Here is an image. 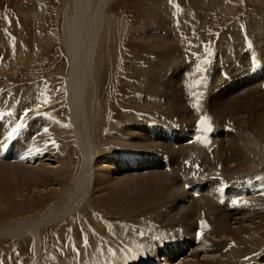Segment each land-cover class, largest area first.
Segmentation results:
<instances>
[{
	"label": "bare ground",
	"instance_id": "6f19581e",
	"mask_svg": "<svg viewBox=\"0 0 264 264\" xmlns=\"http://www.w3.org/2000/svg\"><path fill=\"white\" fill-rule=\"evenodd\" d=\"M95 1L76 0L73 16L71 18L67 17L64 27L65 43L68 44V53L71 60L70 82L68 84V106L71 110L69 123L76 128V136L83 156L80 173L74 182L76 190H68L59 200L51 204V207L45 210L38 219L25 224L21 222L19 229H15L16 225H9L0 229L1 237L29 236L35 238L34 254H37L41 247V226L46 225V223H58L63 218L65 220L71 217L74 214L72 211L76 208L77 194L85 189V184L92 183L90 169L100 144L95 138L97 123L94 113L91 116L93 117L91 126H88L86 122L85 111L90 91H88V94V89H85L91 77H97L98 82L104 81L106 68L111 67V62L114 60L113 53H115L114 49L116 47L114 40L116 41L117 34L121 32V28L115 30L110 19L106 17L104 11L105 0H97V13L92 9ZM156 7L147 14L148 19L152 20L154 12L156 13L159 10L160 5H156ZM142 8L150 9L148 5ZM155 31L160 33L157 26H155ZM2 36L4 35L0 37V45L8 47L11 37L5 36V38H2ZM156 45L158 44L156 43ZM239 45H241V42L234 39L233 43L228 45L224 52L227 63H230L232 67V74L236 72L239 75L233 81L238 79L239 84L234 87L233 81L229 82L227 84L228 89L221 91V95L224 97L223 101L221 100L213 106L210 104L212 102L206 101L205 104H207L208 109L188 107L186 104L181 103V98L179 99L178 94L174 93L175 89L165 88L167 87L168 72L177 63L173 59L172 52L167 53L165 50L159 49L152 55L153 58L146 63L147 70L144 73L147 76V81L141 86L143 104H148L151 108L147 111H137L130 108V113L126 114L127 123L129 124L123 125L117 135L110 137L112 142L118 141L121 143L126 141L128 143L126 148L129 149L128 151L119 152L120 155H129V158L122 159L121 156L120 159L116 155L111 156V158L108 156L107 161L110 162V167L113 164L116 169L131 168V170H125L129 173L123 174V177L117 178V180L110 178L111 175L109 176L108 170L103 169L102 172L97 170L101 172L97 176H101L100 187L111 184L117 202H119V198L124 200L121 208H125L127 219L126 216L124 218L126 223L124 226L115 228L114 235L119 237L115 238L113 243L112 241L106 242L104 239H98V242L95 241L87 249L82 247L83 249L80 250L79 254L68 255L67 262L63 259V261L60 260L61 262L58 261L57 263L113 264L114 262L115 264H121L127 260H136L138 254L143 255V253H149V258H153L157 263L160 254L164 252L163 249H169L170 246L175 245L182 250L181 254H186V251L187 253L192 252L195 256L197 253L210 249L214 250L215 253H219L217 257L208 259L202 264H247L264 260V251L259 252L262 247H255L247 241V238L253 233H260L264 230V190H258L251 195H243L244 191L239 190L238 196L226 198V200L219 197L215 187L200 197L192 193L194 190H199L208 180L214 182V184L219 179L228 181L231 187L235 185L236 193H238L239 186H248L251 183L264 185V168L253 169L252 164L255 160L248 159L249 153L245 151L247 148L252 151H256V147L264 148V84L262 85L264 71L256 74L260 78L256 76L252 84L248 81L251 78H247V76L252 77L253 74H249L247 69V72L237 71V68L241 67L242 58L245 57L244 52L239 49ZM20 47L17 52L19 55L22 52ZM255 51L262 56L261 63L264 62V53L262 54L264 42H261L260 46H256ZM246 67H249V62H246ZM177 68L179 67L177 66ZM244 73L248 75L242 78ZM256 78L258 80H255ZM216 79L223 86V78L218 76ZM199 84H202L200 80H198V87ZM177 89L179 90V87ZM12 93L8 95L3 90L0 91V110L12 113L5 119V123H12L15 119L18 123L22 121L29 122L26 130L12 144L13 148L15 150L27 148H33L32 150H34L36 148L39 150L37 152L40 155L42 152L49 150L57 159L60 158L57 146L51 145L53 142L51 139L54 137L52 130L56 124L54 125L44 117L42 118L41 112H32V108L39 107L34 96L28 99V94H24L21 90ZM14 93L17 96L21 95V97L15 99ZM28 111L33 115L26 119L25 114ZM159 120L167 124L164 127L168 132H174L172 135L166 134L167 139L152 135V133L155 134L152 128L162 125ZM202 120L204 123H201ZM141 122H145L142 128L140 127ZM191 123L199 124V127L203 126L207 132H212L206 138L196 132L195 129L198 126ZM2 132L3 130L0 131V137L4 138L1 135ZM156 133L162 135V132L156 131ZM47 134H50V136ZM143 134L145 135L143 136ZM55 135L58 138L57 134ZM196 135L197 138L193 139ZM150 138L152 140H149ZM187 139L192 140V142L186 144ZM47 144L51 145V148L54 146V149H51ZM45 148L47 149L45 150ZM119 148H123V146ZM119 148H116V150L118 151ZM29 155L28 159L16 160V162L0 161V190L2 191L5 188L3 193L6 194L4 196L0 191V199L5 197L7 199L11 196L7 192L8 187L3 188V185L8 183L11 188L10 191H16V189L14 190L16 185H11L9 180L8 174L10 172L13 176H11V180L17 181V187H20L18 186L19 182H23L27 185L25 186L27 189L34 184L37 186L44 185L47 188L52 181L59 182L61 179H65L64 183H68L69 173L63 170L65 165L61 163L57 168L53 166L50 169L54 170L53 173L55 174L52 179L48 175L49 172L38 174V171H40L39 165L35 168L23 165L28 160H33ZM163 155L170 156V167H164L166 169V171L163 170L164 172L152 173L153 170L151 169H155L157 165L164 166L159 164L160 161H157L158 158L161 160ZM63 158L66 162L69 160L66 154L63 155ZM239 167L251 170L248 173H243L241 170L236 172L235 170ZM100 169L102 168L100 167ZM64 174H66V178L63 177ZM6 175H8V178ZM28 180L33 185L29 184ZM95 185L99 187L96 183ZM186 185L191 187L187 192L183 191L184 189L181 187H186ZM109 188L111 187L102 188V191ZM61 193H64V191L59 190V195ZM81 194L87 197L89 192L81 191ZM126 201L127 203L124 205ZM124 211L123 213H125ZM199 222H202L203 225L199 226ZM14 232L16 235H14ZM197 233L202 237L199 243L195 244V234ZM181 254L176 253L177 256ZM253 254H256V256L246 259V257ZM176 259L175 253L172 252L171 256L164 260ZM57 263L50 262V264ZM180 264H184V262H180Z\"/></svg>",
	"mask_w": 264,
	"mask_h": 264
},
{
	"label": "rangeland",
	"instance_id": "374dc122",
	"mask_svg": "<svg viewBox=\"0 0 264 264\" xmlns=\"http://www.w3.org/2000/svg\"><path fill=\"white\" fill-rule=\"evenodd\" d=\"M75 3L76 0H0V37L1 35H4L2 38L8 37L7 35L10 33L15 39H10L8 47L0 45V55L3 56V58L0 57V64L2 65H0V91L3 90L5 94L9 95L12 92L21 90L24 94H28V99L34 96L39 107L32 108V112H41L42 118L44 117L52 124H56L52 130L54 139H51L54 143H50L57 146L60 158L57 159L49 150L42 152L40 155L37 152L39 150L34 148V150L36 149L35 152L32 150L33 148H30L32 151L29 149L31 151H29V156L34 161L30 159L23 165L34 168L39 165L40 171H38V174L49 172L48 175L52 179L55 174L53 173L54 170L50 169L53 166L57 168L61 163L65 165L63 170L69 173L68 183H64L65 179H61L59 182L52 181L51 185L46 188L44 185H33L28 180L29 184L31 183L33 186H29L30 188L27 189L25 187L27 185L23 182H19L18 186L20 187H17V181L11 180L13 176L10 172L8 174L9 180L11 185H16V188H14L16 191H10L11 188L8 183V186H2L3 188L8 187L7 192L11 196L7 199L6 197L0 199V229L9 225H16L15 229H19L21 222L25 224L38 219L45 210L51 207V204L59 200L68 190H76L74 182L80 173L83 156L81 155L79 140H77L76 128L69 123L71 110L68 106V84L70 82L71 60L68 53V44L65 43L64 28L67 17L71 18L73 16ZM146 4L150 9L142 8L147 6ZM156 5H160V8L156 13L154 12V16L150 20L147 14L152 9L157 8ZM104 7L106 17L110 19L115 30L121 28V32L117 34L116 41L114 40L117 49L114 46L115 51L113 47L114 60L111 62V67L106 68L104 81L98 82L97 77H91L85 89H88L87 92L90 91V94L88 92L89 96L85 111L86 122L88 126H91V120L93 119L91 116L94 113L97 123L95 138L100 144L90 169L92 183L85 184V189L81 190L82 192L88 191L89 195L84 197L81 191L77 194L76 208L72 211L74 214L71 217L65 220L63 218L62 221H59L60 223H46V225L41 226L40 237L42 240L40 242L42 246L37 253L39 264L57 263L58 261L61 262L60 260L63 261V259L67 262L68 255L79 254L83 248L87 249L88 247L85 246L90 245L88 241L94 240L92 242L94 244L95 241L98 242V239L103 240V234L109 235V238L114 236L111 238L112 243L115 238L119 237L114 235L115 228L124 226L126 223L124 217L126 216L127 219L125 208H121L124 200L119 198V202H117L111 184L100 187L101 176H97L104 169L108 170L109 176H112L110 178L117 180V178L123 177V174L129 173L128 170H131V168L116 169L113 164L110 167V162L107 161L108 156L111 158V156L116 155L121 159L122 155L119 152L129 150L126 148L128 145L126 141L121 143L118 141L112 142L110 137L117 135L123 125L129 124L127 123L126 114L130 113V108L137 111H147L151 108L150 105L143 104L141 86L147 81V76L144 74L147 70L146 63L153 58L152 55L156 51L163 49L167 53L172 52L173 59L176 60L178 65L176 63L173 66L174 68L172 67L169 70L166 79L167 87L165 88L175 89L174 93L178 94L179 99L181 98V103L193 109L198 107L207 108L206 101L212 102L210 103L211 106L217 105L221 100L223 101L224 97L221 95V91L228 89L227 84L230 81L222 76V69L231 75L232 81L239 77L236 72L232 74V67L230 63H227L224 55L228 45L232 44L234 39L241 42L238 47L245 55L241 60V67L237 68V71L247 72V69L248 73L251 74L250 68L246 67V62H249L248 49L245 47L243 35L239 32L241 28H244L243 26L247 25V32L254 48L252 51L255 53V57L259 60L262 59L255 48L258 45L260 46L261 42H264V0H105ZM92 9L96 13L98 12L97 0ZM7 17L11 20H8ZM155 26L158 27L160 33L155 31ZM4 29L8 33L3 31ZM19 47L22 51L20 55L17 53ZM216 58L218 59L216 60ZM191 61L195 63L192 64ZM260 71H264V62L261 63V69L257 74ZM218 76L223 78V86L216 79ZM256 76L259 77L255 74L248 81L252 84ZM198 80L202 82L199 87L197 86ZM233 84L234 87H237L239 80L236 79ZM263 84L264 82H262ZM117 86L121 87L119 91L116 88ZM47 95L51 100L50 104H48ZM14 97L19 99L21 95L17 96L14 93ZM47 113H50L54 119L50 120L49 117H45L44 115ZM26 114V119L33 115L30 111ZM159 122L161 121L159 120ZM144 124L145 122H141L140 127L142 128ZM161 124L160 128H152L155 132L152 135L167 139L166 134H168V131H162L165 128L164 125L167 124L164 122H161ZM191 124L199 127V124ZM2 128L3 126H0V131ZM156 131L162 132V135H157ZM1 135H3V132ZM47 135L50 136V134ZM2 138L0 137V139ZM186 141V144L192 142L189 139ZM51 145L48 146L51 148ZM122 146L123 148H119ZM52 148L54 149V146ZM116 148H119V150L117 151ZM255 150L257 152L248 148L245 151L249 153L248 159L255 160L252 164L253 169H262L264 168V148L256 147ZM64 154L70 161L66 162L64 160ZM157 161L161 162L162 160L158 158ZM41 162L43 165H41ZM98 162L103 163L99 165ZM160 162L159 164L163 165ZM67 165H69L68 168H66ZM156 168L151 169L153 170L152 173L166 171L164 166L157 165ZM97 170H101V172ZM240 170L243 173H248L251 169L239 167L235 171ZM8 175H6L7 178ZM63 177L66 178V174ZM9 180L7 181L9 182ZM108 187L111 188L102 191V188ZM181 187L184 189L183 191H188L184 188L185 186ZM213 188L214 182L208 180L199 190H194L192 193L200 197L205 195L207 191L213 190ZM231 189L233 196H238L239 193H236L235 185H232ZM3 190L0 191L3 193ZM59 190H63L64 193L59 195ZM126 203L127 201L124 205ZM14 235H16L15 232ZM104 240L110 242L107 239ZM247 241L255 247H262L259 252L264 251V230L260 233H253L247 238ZM35 243V238L29 236H15L14 238L0 236V264H31L32 261L35 264L36 258L32 260L35 253ZM181 251L176 245L170 246L168 249V254H170H166L164 257L160 255L157 264H172L177 259L168 261L164 259L169 258L172 252L181 254ZM185 253L180 255L183 257L180 262H184V264H202V262L219 255L211 249L197 253L196 257L193 256L192 252L187 253L185 251ZM144 259L143 255L138 254L137 259L130 262L132 264L141 262ZM127 261L121 264H127ZM113 264L115 263L113 262Z\"/></svg>",
	"mask_w": 264,
	"mask_h": 264
},
{
	"label": "snow or ice",
	"instance_id": "6c2138e0",
	"mask_svg": "<svg viewBox=\"0 0 264 264\" xmlns=\"http://www.w3.org/2000/svg\"><path fill=\"white\" fill-rule=\"evenodd\" d=\"M201 123H204V121L202 120ZM45 131H47V129H45ZM54 143V142H53Z\"/></svg>",
	"mask_w": 264,
	"mask_h": 264
}]
</instances>
